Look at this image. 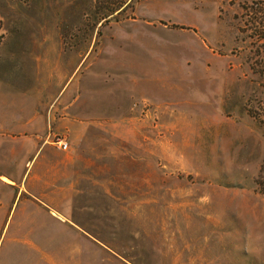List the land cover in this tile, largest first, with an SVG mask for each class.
Instances as JSON below:
<instances>
[{
	"label": "rangeland",
	"instance_id": "obj_1",
	"mask_svg": "<svg viewBox=\"0 0 264 264\" xmlns=\"http://www.w3.org/2000/svg\"><path fill=\"white\" fill-rule=\"evenodd\" d=\"M258 1L0 0L13 174L39 155L22 200L87 228L82 264H264Z\"/></svg>",
	"mask_w": 264,
	"mask_h": 264
},
{
	"label": "crops",
	"instance_id": "obj_2",
	"mask_svg": "<svg viewBox=\"0 0 264 264\" xmlns=\"http://www.w3.org/2000/svg\"><path fill=\"white\" fill-rule=\"evenodd\" d=\"M7 110L6 105L0 104V183L12 187L15 197L11 202L0 199V264H82L87 228L63 217L57 207L45 201L22 200L27 192L24 175L28 186L37 174L39 155L29 169L26 165L30 160L26 159V170L15 178L13 173H17L18 166L23 167L24 156L13 143H8V130L16 128L17 121L8 119ZM7 167L12 171L8 172Z\"/></svg>",
	"mask_w": 264,
	"mask_h": 264
},
{
	"label": "trees",
	"instance_id": "obj_3",
	"mask_svg": "<svg viewBox=\"0 0 264 264\" xmlns=\"http://www.w3.org/2000/svg\"><path fill=\"white\" fill-rule=\"evenodd\" d=\"M242 9L247 16L252 15L253 13H261L264 16V1L245 3L242 5ZM259 19V18H258ZM258 25L262 26V30H264V17L261 22H256ZM260 193L264 195V165L261 167V171L259 177L256 181Z\"/></svg>",
	"mask_w": 264,
	"mask_h": 264
},
{
	"label": "built area",
	"instance_id": "obj_4",
	"mask_svg": "<svg viewBox=\"0 0 264 264\" xmlns=\"http://www.w3.org/2000/svg\"><path fill=\"white\" fill-rule=\"evenodd\" d=\"M57 144H58V148L63 151H67L69 148V144L65 140H59Z\"/></svg>",
	"mask_w": 264,
	"mask_h": 264
}]
</instances>
